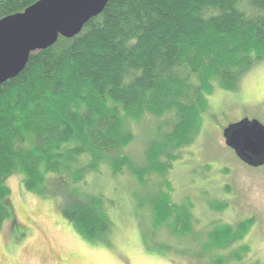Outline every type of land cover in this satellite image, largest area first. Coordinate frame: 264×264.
Instances as JSON below:
<instances>
[{
	"label": "trees",
	"instance_id": "1",
	"mask_svg": "<svg viewBox=\"0 0 264 264\" xmlns=\"http://www.w3.org/2000/svg\"><path fill=\"white\" fill-rule=\"evenodd\" d=\"M37 1L0 0V20ZM263 60L264 0H108L77 36L32 54L0 86V230L15 226L6 181L17 177L25 191L51 195L46 181L54 176L58 187L67 178L82 183L62 200L71 228L89 242L106 234L109 202L84 181L106 166L141 185L158 179L161 191L149 201L154 227L190 235L192 206L172 204L164 179L195 143L213 84L236 92ZM141 123L151 135L136 165L123 151L133 142L132 125ZM83 156L90 157L84 165ZM238 225L216 227L210 247L241 240L250 224Z\"/></svg>",
	"mask_w": 264,
	"mask_h": 264
},
{
	"label": "rangeland",
	"instance_id": "2",
	"mask_svg": "<svg viewBox=\"0 0 264 264\" xmlns=\"http://www.w3.org/2000/svg\"><path fill=\"white\" fill-rule=\"evenodd\" d=\"M206 100L195 143L179 153L180 160L163 182L162 192L172 204L192 206L190 235L176 238L154 227L149 201L161 191L155 177L141 185L128 173L112 176L106 166L96 175H86L91 193H101L109 202L113 223L110 231L92 242L79 236L61 213L64 195L81 182L74 184L66 175L58 187L57 177L48 176L51 195L37 196L25 191L19 178L11 177L6 186L15 226L7 222L0 230V264H215L218 260L264 264V167L241 162L222 137L225 129L243 120L264 127V60L241 80L236 92H224L214 83ZM141 126L132 125L133 142L123 151L136 165L143 163L151 135L149 126ZM89 161V156L79 160L82 165ZM219 206L221 212L215 210ZM242 223L250 226L241 240L224 249L210 247L216 227ZM234 253L240 260L234 259Z\"/></svg>",
	"mask_w": 264,
	"mask_h": 264
},
{
	"label": "water",
	"instance_id": "3",
	"mask_svg": "<svg viewBox=\"0 0 264 264\" xmlns=\"http://www.w3.org/2000/svg\"><path fill=\"white\" fill-rule=\"evenodd\" d=\"M108 0H39L0 20V86L16 78L29 57L77 36ZM224 144L250 167L264 165V127L243 120L224 130Z\"/></svg>",
	"mask_w": 264,
	"mask_h": 264
},
{
	"label": "flooded vegetation",
	"instance_id": "4",
	"mask_svg": "<svg viewBox=\"0 0 264 264\" xmlns=\"http://www.w3.org/2000/svg\"><path fill=\"white\" fill-rule=\"evenodd\" d=\"M242 162V161H241ZM259 167H264V165L258 166V167H254V168H259Z\"/></svg>",
	"mask_w": 264,
	"mask_h": 264
}]
</instances>
